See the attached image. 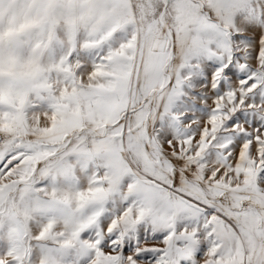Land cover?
<instances>
[{
  "label": "rangeland",
  "instance_id": "obj_1",
  "mask_svg": "<svg viewBox=\"0 0 264 264\" xmlns=\"http://www.w3.org/2000/svg\"><path fill=\"white\" fill-rule=\"evenodd\" d=\"M0 264H264V0H0Z\"/></svg>",
  "mask_w": 264,
  "mask_h": 264
}]
</instances>
